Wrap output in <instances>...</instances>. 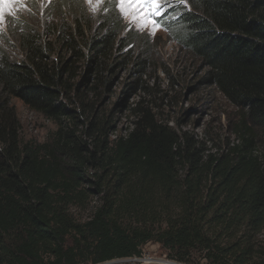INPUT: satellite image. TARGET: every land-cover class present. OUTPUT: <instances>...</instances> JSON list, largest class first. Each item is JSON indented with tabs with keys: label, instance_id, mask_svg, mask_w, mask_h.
<instances>
[{
	"label": "trees",
	"instance_id": "trees-1",
	"mask_svg": "<svg viewBox=\"0 0 264 264\" xmlns=\"http://www.w3.org/2000/svg\"><path fill=\"white\" fill-rule=\"evenodd\" d=\"M64 1L46 6L53 38L23 28L21 58L0 54V264L99 263L150 241L189 264H264V156L255 150L264 138V0L174 6L181 18L169 29L237 109L239 143L216 154L141 103L132 128L118 132L101 111L103 93L121 67L126 97L149 88L147 38L124 28L115 4L94 22L83 1ZM14 98L55 121L46 140H21ZM95 195L90 218L77 220L70 208L86 209Z\"/></svg>",
	"mask_w": 264,
	"mask_h": 264
},
{
	"label": "rangeland",
	"instance_id": "rangeland-1",
	"mask_svg": "<svg viewBox=\"0 0 264 264\" xmlns=\"http://www.w3.org/2000/svg\"><path fill=\"white\" fill-rule=\"evenodd\" d=\"M53 0H21L15 4V15L5 14L4 20L0 23V54H6L12 60L21 58L19 49V34L23 28L40 29L43 40L47 41L53 36L49 35L47 18L51 15V10L46 6ZM55 2H65L64 0H54ZM81 8L94 22L97 21L99 13L105 2H110L117 6L119 17L123 20L124 28L137 30V36L141 39L147 38L146 58L150 61L146 69V76L149 88H141L136 93H130L128 97L123 94L126 82L131 80L127 69L121 67L113 73L111 78L113 87L103 93L105 104L102 105V113L105 118L117 126L119 133H126L132 128L134 121L138 118V110L134 108L138 104L147 105L154 109L163 122H168L181 134L205 142L203 150L207 153H219L230 142L237 144V139L232 135L235 125L231 123V118L237 112L223 95L204 79L205 69L202 61L195 57L189 49L176 40L174 35L176 30L167 32L162 26H170L179 20L170 9L162 8L161 15L152 17L159 23L158 28H153L151 23L141 27L140 20H133V13L129 11L125 15L121 11L118 0H100L89 4L87 0H81ZM175 2L172 3L175 6ZM75 2H78L75 0ZM85 5V6H84ZM77 7V5H75ZM73 7L76 11V7ZM72 9V10H73ZM148 8H145L147 11ZM69 21V18H66ZM98 23V22H97ZM157 30V31H156ZM130 46L123 51H128ZM140 50L134 54V59L140 55ZM150 91V92H147ZM126 101L124 104L121 102ZM13 105L19 118V133L23 141L35 140L44 141L48 134L55 130L56 123L53 119L26 107L20 100L14 98ZM255 150L264 156V138L255 144ZM101 202L99 196H94L86 209L71 207L70 212L77 220H87L90 218L95 207ZM260 243L264 244V230L258 235ZM143 249L153 250L158 255L169 257L168 250L162 244L150 241L143 246ZM171 258V257H169ZM177 262V259L171 258ZM198 263L205 260L199 255L195 256ZM183 264H189L181 262Z\"/></svg>",
	"mask_w": 264,
	"mask_h": 264
},
{
	"label": "snow or ice",
	"instance_id": "snow-or-ice-1",
	"mask_svg": "<svg viewBox=\"0 0 264 264\" xmlns=\"http://www.w3.org/2000/svg\"><path fill=\"white\" fill-rule=\"evenodd\" d=\"M21 0H0V23L3 22L5 14L15 15L14 5L20 3ZM89 4L93 0H87ZM100 0H96L99 3ZM121 11L127 15L129 11L133 13V20H140L141 27L151 23L153 28H158L160 25L157 20L151 19L154 16L161 15V0H118ZM181 3H186V0H180ZM148 8L145 11V8Z\"/></svg>",
	"mask_w": 264,
	"mask_h": 264
},
{
	"label": "built area",
	"instance_id": "built-area-1",
	"mask_svg": "<svg viewBox=\"0 0 264 264\" xmlns=\"http://www.w3.org/2000/svg\"><path fill=\"white\" fill-rule=\"evenodd\" d=\"M88 264H183L174 260H168L165 257H158L151 253H144L143 255H133L129 257L116 258L99 263Z\"/></svg>",
	"mask_w": 264,
	"mask_h": 264
},
{
	"label": "clouds",
	"instance_id": "clouds-1",
	"mask_svg": "<svg viewBox=\"0 0 264 264\" xmlns=\"http://www.w3.org/2000/svg\"><path fill=\"white\" fill-rule=\"evenodd\" d=\"M170 2H175V0H161V9L162 8H165V9H170L172 14H177V15H174L175 17H179V19L181 18V10L179 7H174L172 5V3ZM178 2H180L179 0L175 3L177 6H178ZM175 5V6H176ZM163 27V30L167 31V32H170L172 30H175L176 28H172V29H169V26H162ZM157 31V30H156Z\"/></svg>",
	"mask_w": 264,
	"mask_h": 264
},
{
	"label": "bare ground",
	"instance_id": "bare-ground-1",
	"mask_svg": "<svg viewBox=\"0 0 264 264\" xmlns=\"http://www.w3.org/2000/svg\"><path fill=\"white\" fill-rule=\"evenodd\" d=\"M151 253V254H154V255H157L158 257H165L166 259H168V260H170L171 261V258H169V257H167V256H162V255H158V253L156 252V250L155 251H153V250H146V249H143L142 248V251H141V253H139V254H137V255H143L144 253ZM175 261V260H174Z\"/></svg>",
	"mask_w": 264,
	"mask_h": 264
}]
</instances>
